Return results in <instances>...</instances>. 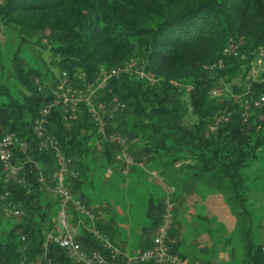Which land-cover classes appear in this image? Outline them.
Returning a JSON list of instances; mask_svg holds the SVG:
<instances>
[{
    "label": "trees",
    "instance_id": "trees-1",
    "mask_svg": "<svg viewBox=\"0 0 264 264\" xmlns=\"http://www.w3.org/2000/svg\"><path fill=\"white\" fill-rule=\"evenodd\" d=\"M1 1L0 23L13 26L22 43L29 37L45 38L50 46L44 49L60 72L55 74L45 58L35 66L16 53L12 73L20 86L19 95L0 82V140L15 133L29 145L26 153L15 152L14 161L22 166L18 177L22 183L7 180L0 163V198L9 194L5 201L0 199V264H75L48 239L60 201L55 196L54 204H44L42 198L53 194L49 188L58 165L53 149L39 150L34 124L53 104L64 72L75 89L85 92L102 70L123 68L132 59L153 78L123 73L109 80L97 97L108 106L102 113L104 135L85 103L72 120L64 108L51 111L48 132L73 160L71 169L79 172L77 178H67L75 198L93 208L80 188L87 160L98 152L115 171L129 172L130 166H122L118 160L122 147L110 140L120 134L127 138L133 171L145 172L153 165L168 187L162 200H150L147 219L154 234L147 235L149 241L139 251L152 245L169 190H174L170 196L175 206L185 193L206 192L220 195L236 219L241 246L231 248L230 263L264 264V244L257 243L254 234L258 223L247 207L251 184L258 177L249 169L263 159L259 153L264 152V116L251 108L245 122L244 109L225 91L227 84L233 94H247L246 98L264 95V72L258 79L250 77L252 63L264 47V0ZM231 40L239 44L246 59L226 58L225 69L208 70L223 58ZM3 68L0 51V70ZM237 80L241 83H235ZM215 89L222 94L213 96ZM186 94L191 109L184 102ZM114 99L125 104L118 110L123 120L111 117ZM222 117L226 120L221 121ZM217 121V129L211 131ZM6 210L17 219L16 224L9 220L5 224ZM15 211L21 215L16 216ZM69 214L72 225L82 222L77 239L85 251L108 255L90 232L94 226L123 250L110 227L93 225L73 207ZM171 246L173 253L188 260L176 244ZM111 264H128V260L122 256Z\"/></svg>",
    "mask_w": 264,
    "mask_h": 264
},
{
    "label": "rangeland",
    "instance_id": "rangeland-1",
    "mask_svg": "<svg viewBox=\"0 0 264 264\" xmlns=\"http://www.w3.org/2000/svg\"><path fill=\"white\" fill-rule=\"evenodd\" d=\"M1 3L2 1L0 0ZM0 26V51L4 66L0 70V82L4 83L11 92L18 96L20 90V86L13 78L12 73L13 58L16 53L20 60L35 66L40 59L45 58L52 71L57 75L59 74L60 70L55 67L54 59L44 49V46H50L45 38L40 36L29 37L26 42L22 43V38H20L19 33L13 26H6L3 23H0ZM263 72L264 58L261 59L258 56L252 63L250 77L258 79ZM235 83L240 84L241 81L237 80ZM228 87L230 88V85ZM187 95L184 96V102L191 109L189 96ZM189 112V115H191L192 112ZM111 113H113L115 118L123 120V115L120 112L112 110ZM259 156L260 158L263 157V159H258L259 162L254 163L249 169L253 176L258 177L251 184L252 191L249 195L250 199L247 207L254 222L258 223L254 231L256 242L262 245L264 244V152H260ZM118 160L122 166L126 165L122 152L118 156ZM86 165L88 169L85 176L82 177L83 183L80 191L85 194L86 199L93 206L94 212L99 214L96 225L104 224L110 227L117 245L124 248L128 247L129 251L135 254L142 249L143 244L149 241L147 235L151 233L152 237L154 234V230H151L150 222L147 219L150 200H162L165 197V190L168 189L167 185L160 178L158 169L153 165H149L145 172L133 171L134 166H130L129 172L126 175H122L119 172L120 170L115 171L113 167L106 165L102 159V154L99 152L97 155L95 154L92 160L88 159ZM141 166L143 167V163ZM199 193L191 192L189 193L191 195L185 193L184 197H187L185 199L183 197V200L181 199L180 201L179 199V201L183 202L184 207L187 209H215L214 214L218 215L210 218L209 224L190 225V228L196 226L192 233L198 229L199 234L195 235V237H193L194 235L190 236L188 241L191 242L198 235L205 234L210 235L211 238L209 237L207 242L211 240L209 243L210 245L212 243L216 245L215 250L222 248V251L229 254L232 247L240 248L241 237L236 225V219L225 200L222 197H218L220 195H211L210 202L206 204L204 200H200V197H196ZM42 200L44 204L49 202L54 204L56 198L52 194L51 196L43 197ZM176 208H178L177 203ZM218 210L221 213H218ZM5 214V224H7L8 220L10 224H16L17 219L12 218L8 210H6ZM52 220L59 226V214H55ZM206 223L208 222L206 221ZM73 227L76 228L77 236H79L81 227H78L77 224L73 225ZM228 241L229 244H227ZM194 242H198V240ZM216 262V264H232L230 260L222 262V258L219 255Z\"/></svg>",
    "mask_w": 264,
    "mask_h": 264
},
{
    "label": "built area",
    "instance_id": "built-area-1",
    "mask_svg": "<svg viewBox=\"0 0 264 264\" xmlns=\"http://www.w3.org/2000/svg\"><path fill=\"white\" fill-rule=\"evenodd\" d=\"M260 58H264V47L259 52ZM241 58L246 59L245 56L240 54L239 44L231 40L227 47L223 50V58L219 59L215 63L208 66V70H223L226 68V58ZM262 61V60H261ZM126 73L130 75H139L142 79L153 78L149 73H145L142 67L139 68L138 60L132 59L126 63L123 68L113 69L112 71L102 70L101 75L96 79L94 83L88 85L85 92H79L75 89L69 79L68 73L64 72L61 76L59 85L55 92V99L52 105L46 107L40 114L39 118L34 124V133L37 139L40 140L39 150L45 151L53 149L56 154V160L58 170L52 176L53 186L49 190L59 199L60 211H59V226L55 225L54 231L49 235V241L56 243L62 249H64L69 258L75 264H111L116 262L120 257L124 256L128 260V264H189L188 260H184L178 254L173 253L171 233L173 231L176 222V206L172 202L170 196L173 189L169 190L168 198L165 202V210L162 215L161 224L159 225L157 232L152 240L150 248L138 251L135 254H129L123 252L118 246H115L109 237L95 226L90 230L94 238L101 243L103 249L108 252V255L103 254L100 251L93 250L90 252L85 251L83 245L77 239V230L70 222V208L73 209L84 219L89 220L93 225L99 219V214L93 212L82 200L75 198L71 188L67 185L68 176L77 178L79 172L71 169L73 166V160L68 158L59 147L58 140L48 132L49 118L53 107L64 108L69 114L68 118L72 120L79 111L81 103H85L93 114L94 120L99 127V133L105 134L106 122L102 116L103 112H107L108 106L104 102L98 100V93L104 90L109 83V80ZM225 84V91L231 94L232 99L237 102L244 109L243 117L246 122L248 119L249 111L251 108L257 109L262 112L264 116V95L246 98L247 94H233L231 88H227ZM222 92L219 90H213V96H218ZM112 110L118 111L124 109L123 104L118 99L112 101ZM113 117V113H110ZM220 120H226L224 117ZM218 121L215 126L211 127V131H215L218 126ZM110 140L116 142L123 149L122 157L126 164L125 167L131 166L134 163V159L129 156L128 141L127 138L117 134L112 135ZM29 145L28 142L21 139L17 134L10 133L5 135L0 140V163L4 165L3 172L7 180H17L22 183V180H18L22 166L17 164L15 159V152L26 153ZM124 173H127V169ZM44 179L41 178V182ZM9 196L5 193L0 199L5 201ZM16 216L21 215L20 211H15ZM82 222L78 223L79 225ZM23 240L25 238L23 237ZM264 252V247H263ZM42 264H54L52 262H45Z\"/></svg>",
    "mask_w": 264,
    "mask_h": 264
},
{
    "label": "crops",
    "instance_id": "crops-1",
    "mask_svg": "<svg viewBox=\"0 0 264 264\" xmlns=\"http://www.w3.org/2000/svg\"><path fill=\"white\" fill-rule=\"evenodd\" d=\"M184 195L182 196V198H180V201L181 199L183 200ZM186 197L187 196H185L184 199ZM196 197H200V200H204L206 204L209 203L211 199V195L206 192H201V194L197 195ZM180 201L178 202V208H176L177 209L176 223L173 228L172 231L173 236L171 238L172 243L177 245L178 251L188 257L189 264H216L218 255L222 258V262L229 260V254L222 251L223 250L222 248L215 250L216 245L214 243L210 245L209 242L211 240L207 242L210 235L203 234L204 235L203 236L202 234H200L201 236L198 235L196 238H193L191 242L188 241L190 239L189 238L190 236L194 235L193 237H195V235L199 234L198 229H196V231H193L192 233V230L196 226L190 228V225H200L201 223L209 224L210 218L216 217L218 215V214L217 215L214 214L215 209L214 210H208V208H201L197 210L187 209L184 207L185 205H183V202ZM218 213L221 212L218 210ZM206 221L208 223H206ZM198 228L201 229L200 227ZM196 240H198V242H194ZM121 247L127 253L132 254V252L129 251L128 247L126 248H124L123 246Z\"/></svg>",
    "mask_w": 264,
    "mask_h": 264
}]
</instances>
